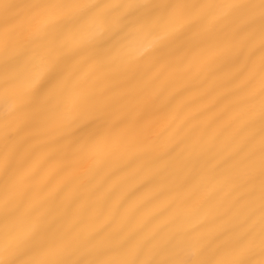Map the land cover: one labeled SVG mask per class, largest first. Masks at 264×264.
Here are the masks:
<instances>
[{"label":"bare ground","instance_id":"6f19581e","mask_svg":"<svg viewBox=\"0 0 264 264\" xmlns=\"http://www.w3.org/2000/svg\"><path fill=\"white\" fill-rule=\"evenodd\" d=\"M23 2L0 0V22L21 15ZM143 42L131 43L106 71L81 72L92 75L98 96L112 89L101 102L130 121L107 155L81 158L63 125L9 115L13 101L0 93V150L11 145L32 170L25 207L74 229L80 256L165 258L170 245L203 246L228 229L259 231L258 35L244 49L189 53L155 66L140 59ZM122 62L140 71L128 73Z\"/></svg>","mask_w":264,"mask_h":264},{"label":"snow or ice","instance_id":"6c2138e0","mask_svg":"<svg viewBox=\"0 0 264 264\" xmlns=\"http://www.w3.org/2000/svg\"><path fill=\"white\" fill-rule=\"evenodd\" d=\"M19 7L21 15L0 22V93L13 101L8 114L63 125L81 158L107 155L130 126L101 102L112 89L98 96L92 75L81 76L84 68H112L141 37L140 59L155 66L189 53L244 49L258 35L264 199V0H24ZM18 156L7 143L0 150V264H264V206L258 232L228 229L203 246L170 245L174 251L161 253L165 258L80 256L74 229L25 207L32 170Z\"/></svg>","mask_w":264,"mask_h":264}]
</instances>
